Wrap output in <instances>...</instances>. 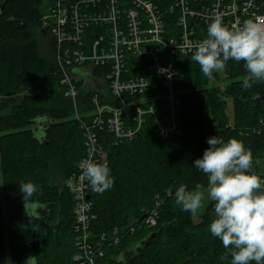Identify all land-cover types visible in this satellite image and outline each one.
<instances>
[{
  "label": "trees",
  "instance_id": "trees-1",
  "mask_svg": "<svg viewBox=\"0 0 264 264\" xmlns=\"http://www.w3.org/2000/svg\"><path fill=\"white\" fill-rule=\"evenodd\" d=\"M42 2L0 0V264H24L29 255L37 256V264H78L75 201L66 181L86 149L79 124L71 119L74 103L60 84L55 41L42 28ZM191 56L174 57L180 75L181 135L159 137L149 122L135 140L116 144L112 134L100 131L114 185L91 196L96 215L93 238L103 255L97 256L96 264H230L231 257L220 260L226 250L209 231L214 202L194 222L190 212L175 204V190L180 184L189 190L198 183L207 187V177L195 169L194 161L209 147L207 138L216 135L225 141L237 138L251 149L253 171L264 179L258 167L264 158V83L243 89L246 69L243 62L232 60L210 81ZM221 73L226 89L209 87ZM229 100L234 105L232 118ZM32 124L36 128H30ZM40 129L43 137L37 134ZM55 172L59 185L51 183ZM29 181L42 189L32 201L43 207L45 220V236L35 249L21 225L26 211L20 184ZM30 205L34 204L26 208ZM153 209L158 210V220L148 226L145 219Z\"/></svg>",
  "mask_w": 264,
  "mask_h": 264
},
{
  "label": "built area",
  "instance_id": "built-area-1",
  "mask_svg": "<svg viewBox=\"0 0 264 264\" xmlns=\"http://www.w3.org/2000/svg\"><path fill=\"white\" fill-rule=\"evenodd\" d=\"M49 2L41 24L55 41L60 84L74 103L72 117L84 137L81 161L97 163L108 161L100 131L112 134L116 144L135 140L149 122L159 137L182 134L174 57L193 54L213 17L220 16L227 26L246 19L264 24V0H163V7L154 0ZM69 179L75 201L74 259L96 264L102 250L92 233L94 191L79 166ZM158 216L153 209L145 223L156 225ZM118 242L116 235L113 243Z\"/></svg>",
  "mask_w": 264,
  "mask_h": 264
},
{
  "label": "clouds",
  "instance_id": "clouds-1",
  "mask_svg": "<svg viewBox=\"0 0 264 264\" xmlns=\"http://www.w3.org/2000/svg\"><path fill=\"white\" fill-rule=\"evenodd\" d=\"M191 60L199 65L203 76L212 80L213 73L226 69L229 60L243 62L246 75L242 87L264 83V24L246 19L241 25L227 26L220 16L211 19L206 38L193 45ZM168 72V69H161ZM253 99L258 96L254 95ZM202 157L194 161L195 169L207 177V187L196 184L193 190L180 184L175 190V204L195 217L204 207L206 196L214 202V219L209 225L212 237L218 238L226 250L221 261L230 264H264V179L253 171V154L237 138L210 136ZM82 178L92 191L103 194L114 185L107 163L85 159L78 165ZM66 184L71 187L73 181ZM25 211L39 219L38 208L30 211L26 204L39 205L32 197L39 189L31 181L20 184ZM24 264H37V256L29 255Z\"/></svg>",
  "mask_w": 264,
  "mask_h": 264
},
{
  "label": "rangeland",
  "instance_id": "rangeland-1",
  "mask_svg": "<svg viewBox=\"0 0 264 264\" xmlns=\"http://www.w3.org/2000/svg\"><path fill=\"white\" fill-rule=\"evenodd\" d=\"M43 6L46 8V6L47 5H49L50 4V2H49V0H44L43 2ZM220 80H218V82H210L209 83V87H211V86H217V87H219L221 90H225L226 89V83H224V75H223V73H221V76H220ZM179 92V95H180V97H181V91H178ZM227 111H228V115L232 118L233 117V114H234V105H233V102H232V100H229L228 101V107H227ZM68 119V118H67ZM71 119H73V117L71 116ZM74 120V119H73ZM36 124H32V125H30L29 127L30 128H36ZM26 128H28V127H26ZM25 129V128H24ZM2 156H1V153H0V158H1ZM1 179H2V173H0V181H1ZM51 183H55V184H61L62 182H61V179H60V176H59V174L57 173V172H55L54 174H53V176L51 177ZM3 194V193H2ZM210 202H211V200L209 199L208 200V198H207V196H206V199H205V202H204V207L202 208V210L195 216V217H193V220H194V222H199L201 219H202V217H203V215H204V213L206 212V209H207V206L210 204ZM1 206L3 207V209H6V206H5V201L3 200V198H2V201H1ZM4 215H6V211H4ZM32 221H33V219H31ZM28 232H29V234L28 233H26V232H24L25 233V236H26V239H30L31 238V233H30V229L28 230ZM7 235V234H6ZM7 240H8V238H6ZM101 256H103L102 254H101ZM8 259L9 260H11V256H8Z\"/></svg>",
  "mask_w": 264,
  "mask_h": 264
},
{
  "label": "water",
  "instance_id": "water-1",
  "mask_svg": "<svg viewBox=\"0 0 264 264\" xmlns=\"http://www.w3.org/2000/svg\"><path fill=\"white\" fill-rule=\"evenodd\" d=\"M0 9H2V7L0 6ZM40 122V124L42 125V121L38 120ZM37 134L39 136H44V132L42 129L38 130ZM10 195L6 196L5 199L9 200ZM88 198H90V196L88 195ZM34 206H39V205H30L28 206V210H32ZM37 212L39 213L40 218L36 219L34 217H30L27 213L23 219L24 223H22V229L23 232H26L29 234L28 230L30 229V233H31V238L27 240L28 245L32 248L35 247L36 242H41V240H43L44 236H45V228L42 226L41 224V216L43 214V209L42 208H38ZM33 219V221L31 220ZM148 237L146 240H144L141 244L145 245L148 241H149Z\"/></svg>",
  "mask_w": 264,
  "mask_h": 264
},
{
  "label": "crops",
  "instance_id": "crops-1",
  "mask_svg": "<svg viewBox=\"0 0 264 264\" xmlns=\"http://www.w3.org/2000/svg\"><path fill=\"white\" fill-rule=\"evenodd\" d=\"M258 167H259L260 172L264 175V158H261L258 161Z\"/></svg>",
  "mask_w": 264,
  "mask_h": 264
},
{
  "label": "flooded vegetation",
  "instance_id": "flooded-vegetation-1",
  "mask_svg": "<svg viewBox=\"0 0 264 264\" xmlns=\"http://www.w3.org/2000/svg\"><path fill=\"white\" fill-rule=\"evenodd\" d=\"M1 197H3V196L0 195V198H1ZM4 197H5V196H4ZM43 215H44V214H42V216H41V224H42V226L45 228V225H44V223H43V222L45 221ZM22 223H24V221H22ZM22 223H21V224H22ZM36 243H39V242H36ZM34 249H35V247H34Z\"/></svg>",
  "mask_w": 264,
  "mask_h": 264
}]
</instances>
